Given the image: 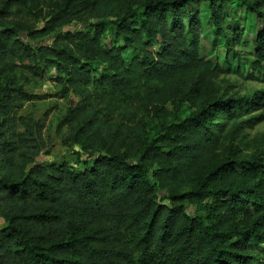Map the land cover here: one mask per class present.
<instances>
[{
  "label": "trees",
  "instance_id": "1",
  "mask_svg": "<svg viewBox=\"0 0 264 264\" xmlns=\"http://www.w3.org/2000/svg\"><path fill=\"white\" fill-rule=\"evenodd\" d=\"M260 1L0 0V264H264V150L221 155L218 134L220 117L259 122L264 88L203 84L264 79V27L235 25ZM200 4L224 67L202 53ZM48 80L78 97L57 125L68 157L17 114ZM181 82L204 94L188 114Z\"/></svg>",
  "mask_w": 264,
  "mask_h": 264
},
{
  "label": "rangeland",
  "instance_id": "2",
  "mask_svg": "<svg viewBox=\"0 0 264 264\" xmlns=\"http://www.w3.org/2000/svg\"><path fill=\"white\" fill-rule=\"evenodd\" d=\"M260 9L262 11V16L248 13L243 7L238 6L236 11V18L238 19V26L244 30L245 34L252 38L256 32L264 27V0L260 1ZM201 14V20L203 26L201 27L200 33V43L201 50L207 58L211 59L213 63L217 64L219 67L225 66L224 61V50L221 46L219 39L214 45L212 42L214 36L211 32L210 27L206 24L208 13L202 4L192 6V9H196ZM232 8H235L233 6ZM18 21L28 23L29 19L26 16L20 15L17 17ZM239 48V47H237ZM251 45L247 41L240 52L247 58H252ZM129 52V51H126ZM264 71V69H262ZM52 74H54L52 72ZM257 74V72H256ZM195 76H193L194 78ZM210 83V87L207 88L208 93H214L221 96L229 95H242L247 89H262L264 88V79L260 76H253L250 79H245L243 76H237L233 73L219 71L214 75H206L203 80ZM208 83V84H209ZM35 92L38 97L30 102H27L20 110L17 111L19 115L35 114L41 122L44 124L43 133L46 139V144L50 147V155L68 154L70 150H66L62 145L61 139L66 132V128L63 127L59 132L57 131V125L61 117L65 114L67 107L70 105L71 100H77L78 97L75 94H70L68 97H58L54 95L58 91L56 85L52 80L42 81V83H37L33 85ZM177 94L182 96L181 109L183 114H188L195 110L202 102L203 95H199L196 92L195 87H191L189 83L181 82L176 86ZM45 94H48L45 96ZM177 99V98H176ZM175 99V100H176ZM262 112V119L257 122L252 128L245 127L241 131L235 130L238 122L241 118H235L232 120L225 121L223 117H220V122L222 123L221 130H218L220 136L219 145L220 150L223 152L221 155H225L229 147L236 150L238 156L248 155L254 151L264 150V111L262 110H251L250 114H257ZM2 222V221H1ZM2 223L0 224V226ZM257 240H253L256 243ZM263 247V245H261Z\"/></svg>",
  "mask_w": 264,
  "mask_h": 264
},
{
  "label": "crops",
  "instance_id": "3",
  "mask_svg": "<svg viewBox=\"0 0 264 264\" xmlns=\"http://www.w3.org/2000/svg\"><path fill=\"white\" fill-rule=\"evenodd\" d=\"M1 221H2V220L0 219V224L2 223Z\"/></svg>",
  "mask_w": 264,
  "mask_h": 264
}]
</instances>
